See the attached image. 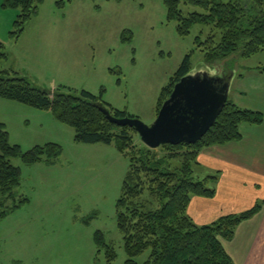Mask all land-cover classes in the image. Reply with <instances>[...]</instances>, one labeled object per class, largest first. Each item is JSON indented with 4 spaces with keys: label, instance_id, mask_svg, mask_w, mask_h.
<instances>
[{
    "label": "rangeland",
    "instance_id": "374dc122",
    "mask_svg": "<svg viewBox=\"0 0 264 264\" xmlns=\"http://www.w3.org/2000/svg\"><path fill=\"white\" fill-rule=\"evenodd\" d=\"M3 4L0 0V40L8 52L3 69L45 89L102 91L106 103L146 124L156 119L161 91L188 54L192 75L233 73L231 90L246 86L264 66V50L207 64L196 37L206 39L211 27L197 24L180 35L164 0H40L19 37L12 34L19 9ZM0 122L22 152L48 143L62 148L53 163L11 158L21 170L15 189L20 204L0 216V264H124L118 201L128 156L114 143L76 141L73 127L50 109L0 97ZM214 174L199 167L194 176ZM109 248L116 253L112 260ZM148 255L147 250L137 261Z\"/></svg>",
    "mask_w": 264,
    "mask_h": 264
},
{
    "label": "trees",
    "instance_id": "16d2710c",
    "mask_svg": "<svg viewBox=\"0 0 264 264\" xmlns=\"http://www.w3.org/2000/svg\"><path fill=\"white\" fill-rule=\"evenodd\" d=\"M38 2L40 0H4V7L19 9L13 36L19 37L24 31L27 21L37 11ZM164 3L168 19L177 23L180 35L190 34L197 24L211 27L206 39L196 37L207 64L235 54L247 58L264 50V0H164ZM190 6L196 9L189 10ZM216 30L220 32L219 39ZM7 59L8 52L0 40V97L50 109L59 121L73 127L76 141L114 143L128 156L130 165L118 201V224L128 256L124 264H236L223 241L231 240L238 226L262 209L263 202L203 225L189 215L188 206L195 195L213 197L216 194L217 174L204 178L194 176L195 168L202 167L198 161L202 149L241 139V125L262 123L261 112L241 108L228 99L215 124L196 143L150 148L141 140L136 141L138 133L134 128L119 126L107 119L101 106L117 117L137 116L106 103L102 91L96 95L84 89L42 88L17 71L3 69L2 63ZM258 69L264 74V66ZM190 72L191 54H188L162 89L157 114L175 84ZM61 152V146L56 143L22 152L19 145L9 142L5 124L0 122V216L20 204L16 202L15 189L21 182V170L11 158L20 156L28 164L53 163ZM147 250V259L139 263L137 256ZM107 254L109 260L116 256L110 248Z\"/></svg>",
    "mask_w": 264,
    "mask_h": 264
},
{
    "label": "crops",
    "instance_id": "0c3cea01",
    "mask_svg": "<svg viewBox=\"0 0 264 264\" xmlns=\"http://www.w3.org/2000/svg\"><path fill=\"white\" fill-rule=\"evenodd\" d=\"M229 99L264 116V74L253 75L246 86L230 88ZM240 130L241 139L207 147L199 153L201 168L218 175L216 194L193 196L188 213L203 225L262 201V209L242 222L234 237L223 244L236 264H264V120L260 124L243 123Z\"/></svg>",
    "mask_w": 264,
    "mask_h": 264
},
{
    "label": "water",
    "instance_id": "95a60500",
    "mask_svg": "<svg viewBox=\"0 0 264 264\" xmlns=\"http://www.w3.org/2000/svg\"><path fill=\"white\" fill-rule=\"evenodd\" d=\"M232 78L233 73L185 75L175 84L152 124H146L138 117H117L105 106L100 108L112 123L134 128L141 141L150 148L164 144H193L211 129L224 109Z\"/></svg>",
    "mask_w": 264,
    "mask_h": 264
}]
</instances>
